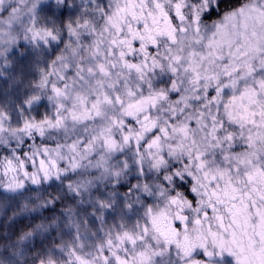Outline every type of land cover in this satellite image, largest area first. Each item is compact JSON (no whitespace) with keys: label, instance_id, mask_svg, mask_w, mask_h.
Listing matches in <instances>:
<instances>
[{"label":"clouds","instance_id":"1","mask_svg":"<svg viewBox=\"0 0 264 264\" xmlns=\"http://www.w3.org/2000/svg\"><path fill=\"white\" fill-rule=\"evenodd\" d=\"M156 4L171 23L149 20L151 34L174 28L175 43L132 41L129 25L149 33L114 16L126 0H0V264H115L113 253L129 264H231L211 239V258L198 247L186 256L160 229L180 215L182 243L209 224L219 231L205 192L229 177L248 192L240 159L264 167L260 107L243 127L225 109L264 80V0H139L137 11L147 18ZM218 170L224 180L210 184ZM125 232L134 245L117 239Z\"/></svg>","mask_w":264,"mask_h":264},{"label":"snow or ice","instance_id":"2","mask_svg":"<svg viewBox=\"0 0 264 264\" xmlns=\"http://www.w3.org/2000/svg\"><path fill=\"white\" fill-rule=\"evenodd\" d=\"M139 0H126V6L118 8L114 13V16L118 18L121 22L125 19L132 18L143 22V28L145 33L149 35L140 33L137 30L136 33L131 31V26L129 25V36L132 41H144L147 39L152 46L156 45L157 36H167V38L175 43V29L171 31H159L153 35L152 28L149 27L148 21L151 20L154 25L159 24L160 18L168 21V14L163 11L160 4H156L157 13H149L148 17L145 18L142 9L138 12L137 5ZM176 16L183 19L182 13L180 11L181 5H175ZM109 22H112V18H109ZM113 27L117 32L121 30L119 24H113ZM51 33H44V36H50ZM41 37V30H36L34 32V38ZM121 43H124L122 40ZM131 47V43H129ZM147 47V45H144ZM123 55V53H121ZM195 56V53L192 54ZM177 60L179 57L176 58ZM101 71H103V66ZM131 68H135L139 71L138 65H129ZM238 68H234L232 71H238ZM249 72L251 69H248ZM174 71V69H173ZM231 75V72L228 73ZM198 78V77H197ZM233 89L236 87V82L232 83ZM257 88L264 91V80L256 81L255 87L245 86L242 88L238 94L230 95L228 103L225 104L226 115L229 121L236 122L240 121V126L243 127L245 124H256V116L258 113L254 110L255 107H260V114H264V104L261 103L259 96L260 93L257 92ZM55 91H58L54 89ZM217 94L221 93V89H217ZM215 100L216 97H213ZM226 140L231 141L233 136L229 133ZM199 160V156H197ZM239 163L244 166L247 165V171L244 173V181L250 187V191L244 192L236 184L232 183L229 177L225 182L224 186L221 188L217 184L216 188H213L210 193L205 192L208 196L207 207L215 214L213 219L216 222V226L219 231H214L212 225H208L207 235L201 236L199 242H193L189 237L185 236L183 243L176 237L179 235V228L181 224L184 223L186 217L177 215V220L180 221L174 228L171 227L170 223H167L160 229V234L165 238L166 243H174L176 247L180 248L184 255H191L195 248L201 249V257H212V253L208 251L207 243L208 239H211L213 246L218 250V253L227 252L232 258L231 264H264V246L257 249L256 238H259L262 245H264V208L257 207V200H264V167L255 166L252 161L240 159ZM203 163L199 167H203ZM238 170V169H237ZM207 177V174H205ZM217 176L221 180H224L225 172L217 171L216 175L211 177L209 183L215 182ZM193 192L196 191L195 188L192 189ZM215 201V203H213ZM219 206L223 207V213L220 212ZM204 219H208V213H204ZM229 222L225 224V220ZM196 225H200L202 221L196 219L194 221ZM117 239L122 243L127 240L130 244H135V238L128 232L123 233L122 236H118ZM111 244V241H108ZM113 259L115 264H129L128 260L122 258L120 255L113 253ZM143 259L144 254H138ZM105 264H108L107 257H103ZM76 264H90L87 259L76 256ZM193 264H200L199 261H194Z\"/></svg>","mask_w":264,"mask_h":264}]
</instances>
